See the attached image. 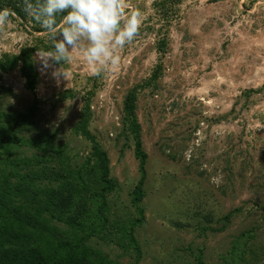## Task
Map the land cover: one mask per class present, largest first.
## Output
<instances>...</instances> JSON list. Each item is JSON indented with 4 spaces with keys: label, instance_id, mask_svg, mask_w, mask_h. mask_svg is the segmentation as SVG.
Instances as JSON below:
<instances>
[{
    "label": "rangeland",
    "instance_id": "1",
    "mask_svg": "<svg viewBox=\"0 0 264 264\" xmlns=\"http://www.w3.org/2000/svg\"><path fill=\"white\" fill-rule=\"evenodd\" d=\"M157 1L125 0L142 13L138 33L100 76L80 50L59 80L32 55V91L21 64L0 72V183L41 224L9 225L15 249L79 244L91 264H264V0H181L167 15ZM31 27H0V61L51 49ZM30 181L26 202L15 189Z\"/></svg>",
    "mask_w": 264,
    "mask_h": 264
},
{
    "label": "clouds",
    "instance_id": "2",
    "mask_svg": "<svg viewBox=\"0 0 264 264\" xmlns=\"http://www.w3.org/2000/svg\"><path fill=\"white\" fill-rule=\"evenodd\" d=\"M23 11L51 42V51L37 50L36 58L57 80L65 79L61 64L75 50L81 51L93 75L116 68L120 62L116 50L134 40L142 16L139 10H129L125 0H24ZM10 15L7 8H0V27L10 23Z\"/></svg>",
    "mask_w": 264,
    "mask_h": 264
},
{
    "label": "trees",
    "instance_id": "3",
    "mask_svg": "<svg viewBox=\"0 0 264 264\" xmlns=\"http://www.w3.org/2000/svg\"><path fill=\"white\" fill-rule=\"evenodd\" d=\"M181 0H162L154 3V7L157 8L160 13L167 15L172 12L173 6L178 5ZM0 8H7L12 15H10L11 20L15 19L23 24H28L31 22L33 27L31 30L34 34L43 33L44 30L40 25L34 21L31 17L27 16L23 11L24 0H0ZM166 18V17H165ZM62 17H57L58 23ZM37 50L51 51L50 48L40 47L39 45L22 49L18 56L3 55L0 61V72H8L13 68H17L19 64V71L27 90L32 91L35 89L37 83V74L33 69V64L30 61L32 55H34ZM162 49H157V52L163 53ZM58 65V64H57ZM135 93L130 92L123 104V118L129 127L131 133L134 134V154L136 159L139 161L140 173L142 178L139 182V186L144 180V162L146 160V154L142 150L141 141L139 138V126L135 118ZM83 128H85L83 126ZM83 134L86 137L89 133L83 129ZM98 157V170H99V181L104 189H109L111 181L108 177V167L107 159L105 155L101 152L96 151ZM138 186V187H139ZM22 188L16 187V191L21 192L22 197L27 202V197L31 194V181L30 185H22ZM15 191L11 187L7 186L5 182L0 183V218L3 222H0V264H91L89 257L90 252L88 249L81 245H74L73 247H64L61 245V249H51L50 254L46 250L41 248H31L28 251H23L22 248L15 249L18 239L21 237L14 233L13 227H11L8 232V226L18 223L21 225L25 223L28 227L39 228L41 226L33 222V217L29 215L28 210L21 212L23 210L20 207L13 206L16 205L15 201ZM33 198V197H32ZM61 201L65 198H58ZM38 200L33 199L30 204H34ZM28 231H25L27 233ZM136 252L139 251L138 247H135ZM48 258V259H47ZM49 258L53 261L50 263Z\"/></svg>",
    "mask_w": 264,
    "mask_h": 264
}]
</instances>
